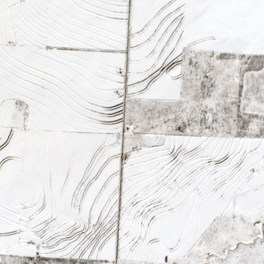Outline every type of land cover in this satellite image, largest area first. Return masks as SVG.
I'll use <instances>...</instances> for the list:
<instances>
[{"label": "snow or ice", "instance_id": "snow-or-ice-1", "mask_svg": "<svg viewBox=\"0 0 264 264\" xmlns=\"http://www.w3.org/2000/svg\"><path fill=\"white\" fill-rule=\"evenodd\" d=\"M0 264H264V0H0Z\"/></svg>", "mask_w": 264, "mask_h": 264}]
</instances>
